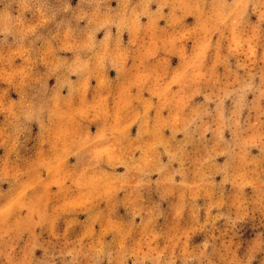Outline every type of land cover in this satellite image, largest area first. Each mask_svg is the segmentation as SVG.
<instances>
[{
  "label": "rangeland",
  "instance_id": "obj_1",
  "mask_svg": "<svg viewBox=\"0 0 264 264\" xmlns=\"http://www.w3.org/2000/svg\"><path fill=\"white\" fill-rule=\"evenodd\" d=\"M0 264H264V0H0Z\"/></svg>",
  "mask_w": 264,
  "mask_h": 264
}]
</instances>
